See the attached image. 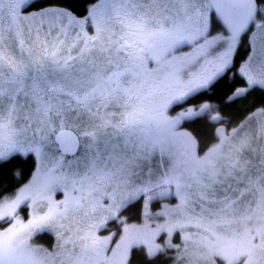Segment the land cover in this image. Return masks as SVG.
<instances>
[{"label":"snow or ice","instance_id":"obj_1","mask_svg":"<svg viewBox=\"0 0 264 264\" xmlns=\"http://www.w3.org/2000/svg\"><path fill=\"white\" fill-rule=\"evenodd\" d=\"M245 42L233 102L264 91V0H0V169L36 164L0 188V264H264V107L204 150L184 127L222 119L192 99Z\"/></svg>","mask_w":264,"mask_h":264},{"label":"trees","instance_id":"obj_2","mask_svg":"<svg viewBox=\"0 0 264 264\" xmlns=\"http://www.w3.org/2000/svg\"><path fill=\"white\" fill-rule=\"evenodd\" d=\"M40 2L45 3L47 0H40ZM79 11L83 12V9L81 8ZM244 46H246V43L240 45L241 49L237 51V57H244ZM235 83L243 85L241 77L234 75L233 80H225L209 92L196 96V99H201L206 96L214 102L216 101L218 106L214 109H216L220 115L226 116L229 121L235 122L234 124L228 125V133H231L234 126L237 127L244 122L243 118L248 110L264 106V91L260 89L251 90L246 99H238L235 102L231 100L227 101L226 98L231 94L228 85L231 84L233 86ZM184 127L191 131L198 140H200V147L202 150L206 149V147L216 138L213 135L214 125L205 118H197L192 123H186ZM225 129L227 131L226 125ZM35 167L36 164L34 159L24 157L14 159L11 163L5 164L4 167L0 169V188H7L9 192L15 191L20 185L30 179L35 171ZM152 205L154 207L157 203L153 202ZM140 206L141 201L125 212L128 215V221L130 223H143L142 213H140L142 212V208H140ZM114 227L117 231L118 225L114 224ZM41 237L48 242L52 240V234L50 233H46ZM145 252L146 250H137L135 252L133 264H174V261L167 257H175V252L174 255L167 253V257L161 255L156 258L148 257Z\"/></svg>","mask_w":264,"mask_h":264},{"label":"flooded vegetation","instance_id":"obj_3","mask_svg":"<svg viewBox=\"0 0 264 264\" xmlns=\"http://www.w3.org/2000/svg\"><path fill=\"white\" fill-rule=\"evenodd\" d=\"M246 43V46H244L245 47V53H244V57L243 56H241V57H237V53L234 55V67H233V71L232 72H229L228 73V80L229 81H231V80H233L234 79V75L235 76H238V77H240L239 76V73H238V69H239V67H240V65L243 63V61L247 58V56H248V54H249V47H248V44H247V42H245ZM241 49V47L240 46H238V49H237V51L238 50H240ZM240 86H243L242 84H240V83H235L232 87H240ZM211 90V89H210ZM210 90H208V91H206V92H209ZM205 92V93H206ZM231 95V94H230ZM249 95V94H248ZM206 97V96H205ZM201 98V99H196V97H194L193 99H192V105H196V106H198V105H200L201 103H209L211 106H212V108H217V102L215 101H213V100H211V99H209L208 97H206V98ZM226 100L227 101H229V99H228V97L226 98ZM185 106H189V105H185ZM255 109V108H254ZM181 109L180 108H177L176 109V111H180ZM253 111V109H250V110H248L247 112H246V115H245V117L243 118V120H246L251 114V112ZM221 117H222V119L221 120H219V121H212V120H209L208 118H207V116H205V117H203V118H205L207 121H209V122H211L213 125H214V127H213V129H215V127L217 126V125H220V124H225L226 125V127H227V131H226V133H228V125L230 124H234L235 122H233V121H229L228 119H227V117L226 116H222V115H220ZM188 130V129H187ZM213 135H214V133H213ZM200 141V140H199ZM214 141H216V138H215V140H213V142ZM201 144V143H200ZM140 208H142V210H143V202L141 201V206H140ZM150 208H151V211L152 212H157V211H159L160 210V207H159V205L157 204V205H155L154 207H153V205H151L150 206ZM140 213H142V212H140ZM125 214V216L127 217V219H128V215L126 214V213H124ZM129 222V221H128ZM130 223V222H129ZM117 225V224H116ZM110 228H111V230H113V231H116L115 230V227H114V224H111L110 225ZM177 242H178V240H177Z\"/></svg>","mask_w":264,"mask_h":264},{"label":"rangeland","instance_id":"obj_4","mask_svg":"<svg viewBox=\"0 0 264 264\" xmlns=\"http://www.w3.org/2000/svg\"><path fill=\"white\" fill-rule=\"evenodd\" d=\"M244 62V61H243ZM261 107H264V106H261ZM261 107H257V108H255V109H253V111L250 113L251 115L249 116V117H251L252 115H253V113L254 112H256L257 111V109H259V108H261ZM214 109V108H213ZM216 110V109H215ZM213 114H215V113H213ZM249 117L246 119V120H244V122H246L247 121V125H246V127L247 128H249V129H254L256 126H257V120L258 119H261L260 117H257L256 119H252V120H249ZM243 122V123H244ZM225 126V125H224ZM233 128H235V126L233 127ZM226 130V129H225ZM232 131V130H231ZM213 133H214V135H215V129H213ZM225 133H226V131H225ZM214 142H216V141H214ZM214 142H212V143H214ZM211 143V144H212ZM34 173V172H33ZM33 175V174H32ZM32 175H31V177H30V179L29 180H27L25 183H23V184H26V183H28L30 180H31V178H32ZM22 184V185H23ZM22 185H20V186H22ZM19 186V187H20ZM57 198H62V197H57ZM50 234H52V240L51 241H46L44 238H42V237H39V238H37V240H36V243H38V244H41V245H43V246H45V247H52L54 244H55V242H56V239H55V234L54 233H50ZM176 242H177V240H176ZM169 254H172V255H174V251H169L168 252Z\"/></svg>","mask_w":264,"mask_h":264},{"label":"water","instance_id":"obj_5","mask_svg":"<svg viewBox=\"0 0 264 264\" xmlns=\"http://www.w3.org/2000/svg\"><path fill=\"white\" fill-rule=\"evenodd\" d=\"M218 129H223L224 131H226L224 125H222V124L217 125V126L215 127V135H214L215 137H216V133H217V130H218Z\"/></svg>","mask_w":264,"mask_h":264}]
</instances>
